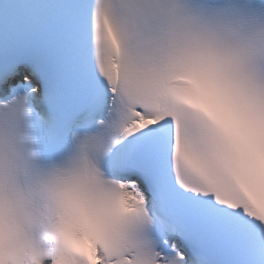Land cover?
<instances>
[{
    "label": "snow or ice",
    "instance_id": "1",
    "mask_svg": "<svg viewBox=\"0 0 264 264\" xmlns=\"http://www.w3.org/2000/svg\"><path fill=\"white\" fill-rule=\"evenodd\" d=\"M0 264H264V0H0Z\"/></svg>",
    "mask_w": 264,
    "mask_h": 264
}]
</instances>
